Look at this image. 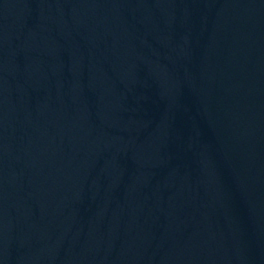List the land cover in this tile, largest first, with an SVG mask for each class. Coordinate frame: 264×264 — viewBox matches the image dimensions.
<instances>
[{
    "label": "water",
    "instance_id": "obj_1",
    "mask_svg": "<svg viewBox=\"0 0 264 264\" xmlns=\"http://www.w3.org/2000/svg\"><path fill=\"white\" fill-rule=\"evenodd\" d=\"M0 264H264V0H0Z\"/></svg>",
    "mask_w": 264,
    "mask_h": 264
}]
</instances>
